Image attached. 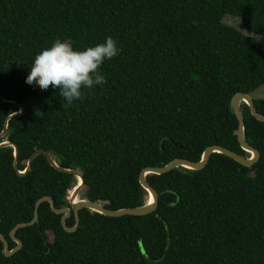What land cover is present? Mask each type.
<instances>
[{"label": "trees", "instance_id": "obj_1", "mask_svg": "<svg viewBox=\"0 0 264 264\" xmlns=\"http://www.w3.org/2000/svg\"><path fill=\"white\" fill-rule=\"evenodd\" d=\"M227 15L264 36V0H0V98L25 108L0 139L18 148L16 171L14 150L0 147V234L10 250L11 231L33 220L39 199L70 207L77 186L44 155L20 175L38 150L79 170L84 199L111 211L147 204L146 168L199 162L212 146L249 158L230 102L264 86V48L225 25ZM108 36L120 52L99 69L107 83L82 89V100L69 106L58 88L25 82L56 38L83 49ZM253 101L264 116V100ZM241 110L245 140L260 154L252 167L215 153L201 171L147 175L154 213L108 218L84 209L74 233L42 203L38 224L16 232L18 253L5 257L0 242V264H264V124ZM18 112L0 102V134ZM66 224L74 226L73 214Z\"/></svg>", "mask_w": 264, "mask_h": 264}, {"label": "water", "instance_id": "obj_2", "mask_svg": "<svg viewBox=\"0 0 264 264\" xmlns=\"http://www.w3.org/2000/svg\"><path fill=\"white\" fill-rule=\"evenodd\" d=\"M0 102L7 104V105H12L19 109L18 113L13 114L7 118L4 129L2 133L0 134V139H2L5 137L7 133V123L11 119L22 115L25 111V108L23 105L19 103L5 101L1 98H0ZM242 104L247 105L251 116L254 119H256L258 122L264 124V116L260 115L257 112L255 105H254V101L251 98V96L238 93L231 99L230 110L232 114L235 115L238 121L237 140H238L241 150L251 155L249 156V158L242 157L238 155L237 153L232 152L231 150L225 149L220 146H212V147L207 148L204 151L201 157V160L199 162H191L186 159H177L160 168H146L140 173L139 183L141 187L148 193V198L149 199L151 198V202L148 199V202L146 205L137 207V208H129V209H121L118 211H111V210L106 209L100 203H92L86 199H82L78 201L77 199L82 191V188L84 187V178L82 176V173L79 170H69V169L61 168L56 164V162L52 159V157L47 152H45L44 150L36 151L35 153L32 154V156L28 160L27 168L25 172L23 173L19 172L20 175H24L30 170L32 163L38 156L44 155L51 167L55 168L59 172L74 176L77 179V186L73 189V191H71L72 193L71 197L68 198V203L70 207H63L62 209L58 210L56 209L54 202L50 197H43L39 199L35 204L33 220L29 223L19 224L11 231L10 238L16 244V247L14 249L12 250L9 249L8 241L3 237V235L0 234V242H2L4 246V252H3L4 256L9 258L13 256L14 254L18 253L22 249L23 247L22 242L16 237V232L20 229L31 227V226H34L35 224H38V219H39L38 211L42 203H48L50 205L51 211L55 215L61 216V225L65 232L74 233L77 231V229L79 228V224H80L79 212L84 209L92 213H97V214H100L108 218H121L124 216L140 217V216H147L149 214L154 213L158 208V194L147 183L146 181L147 175L161 176L164 174H168L169 172L175 169H179V168L187 169V170L194 171V172L201 171L209 163L211 155L215 153L221 154L245 168L252 167L254 164H256L259 161L260 154L256 149L249 146L245 140V122H244V115L241 110ZM0 147H9L14 150V157H15L14 168L17 171L18 170V148L17 146L11 142H3L2 144H0ZM76 200L78 202H75ZM72 214L74 215V218H75V224L72 228H70L67 226L66 221L72 216Z\"/></svg>", "mask_w": 264, "mask_h": 264}, {"label": "clouds", "instance_id": "obj_3", "mask_svg": "<svg viewBox=\"0 0 264 264\" xmlns=\"http://www.w3.org/2000/svg\"><path fill=\"white\" fill-rule=\"evenodd\" d=\"M119 52L118 42L112 36L83 49L75 48L71 38H56L35 55L25 82L44 90L50 85L58 88L60 96L71 106L82 100V89L107 83L99 69L105 60H111Z\"/></svg>", "mask_w": 264, "mask_h": 264}, {"label": "rangeland", "instance_id": "obj_4", "mask_svg": "<svg viewBox=\"0 0 264 264\" xmlns=\"http://www.w3.org/2000/svg\"><path fill=\"white\" fill-rule=\"evenodd\" d=\"M225 25L234 27L235 29H237L241 34L244 35H249L252 36L263 48H264V36H259V35H251L248 32L245 31V29L243 28V25L241 23V21L238 18L235 17H231L229 15L225 16L223 18L222 21ZM251 98L253 100H264V86L261 87L260 89H258L257 91H255L254 93H252ZM249 156H251L249 154ZM71 192L69 194V198L71 197ZM84 199L82 191L78 197L77 200H82Z\"/></svg>", "mask_w": 264, "mask_h": 264}, {"label": "bare ground", "instance_id": "obj_5", "mask_svg": "<svg viewBox=\"0 0 264 264\" xmlns=\"http://www.w3.org/2000/svg\"><path fill=\"white\" fill-rule=\"evenodd\" d=\"M150 200V202H151V198L149 199ZM79 201V200H78ZM77 200L75 201V202H78Z\"/></svg>", "mask_w": 264, "mask_h": 264}]
</instances>
